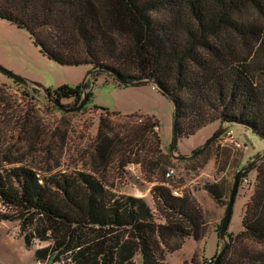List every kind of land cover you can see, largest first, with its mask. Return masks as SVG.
I'll use <instances>...</instances> for the list:
<instances>
[{"label": "trees", "instance_id": "trees-1", "mask_svg": "<svg viewBox=\"0 0 264 264\" xmlns=\"http://www.w3.org/2000/svg\"><path fill=\"white\" fill-rule=\"evenodd\" d=\"M245 8L264 16V0H0V19L26 30L49 60L91 67L84 87L47 88L55 100L77 104L88 90L84 108L93 97L91 85L103 74L120 86L148 80L173 101L178 139L215 122L242 124L264 135V87L258 82L264 65L229 57L218 40L227 29L264 47V28L242 20ZM157 125L148 118L137 138L154 133ZM101 132L98 153L104 162L113 140ZM129 146L115 150L125 164L133 162L125 155ZM15 158L0 157V202L11 209L0 212V222H18L28 249L34 239L47 242L35 249L37 262L137 264L139 256L141 264H169L167 255L181 249L185 239L200 241L207 235L199 203L190 194L173 195L163 183L151 189L157 218L144 198L109 192L103 175L46 178ZM255 168L257 188L246 204L243 229L228 232L229 247L220 264H264V250L254 251L247 243L264 245V162ZM203 188L223 203L221 185Z\"/></svg>", "mask_w": 264, "mask_h": 264}, {"label": "rangeland", "instance_id": "rangeland-1", "mask_svg": "<svg viewBox=\"0 0 264 264\" xmlns=\"http://www.w3.org/2000/svg\"><path fill=\"white\" fill-rule=\"evenodd\" d=\"M242 10L244 22L264 28L263 15L251 8ZM239 14L237 12V17ZM218 40L229 57L231 54L253 66L264 65V47L251 37L244 38L226 29L220 32ZM0 64L51 90L62 84H82L91 70L87 65L64 66L49 60L26 30L1 19ZM258 79L264 87V78ZM91 89L93 97L84 108L68 111L40 88L23 85L0 71V157L6 153L19 158L21 164L29 165L46 178L54 174L77 176L79 172L103 175L109 192L144 198L157 218L160 215L151 189L165 182V172L172 167L175 175L170 185L179 188L182 195L190 194L199 203L207 235L200 241L185 239L181 249L167 255V261L169 264H197V261L204 264L211 259L214 263L223 246L217 230L225 215L235 176L264 155V139L245 126L232 123L206 150L193 155L216 131L227 125L215 122L190 137L178 139L173 151L174 103L170 97L161 94L152 84L120 86L106 74L98 76ZM60 102L67 107L79 104H75L74 99L63 98ZM148 118L157 120L159 126H155L154 133L137 138L138 127ZM100 130L102 136L113 140L104 162L100 161L98 153L104 142L99 136ZM228 131L233 135L231 142L225 139ZM156 135L161 139L159 145ZM119 139H123L121 144ZM127 143L130 146L125 155L133 162L125 164L115 150L127 148ZM260 162H264V157L247 175L240 177L228 226V232L233 235L243 229L246 204L257 188L255 166ZM207 184L224 188L222 204L204 190ZM10 210L0 202L1 213ZM158 221L164 222L161 218ZM247 243L254 251L264 250V245L251 240ZM45 245L46 241L34 239L32 248L28 249L18 222H0V264H44L35 260L34 251ZM135 261L141 264L139 256Z\"/></svg>", "mask_w": 264, "mask_h": 264}, {"label": "water", "instance_id": "water-1", "mask_svg": "<svg viewBox=\"0 0 264 264\" xmlns=\"http://www.w3.org/2000/svg\"><path fill=\"white\" fill-rule=\"evenodd\" d=\"M0 71L2 73H4L5 75H7L8 77L14 79L15 81L23 84V85H33V86H36L38 88H40L50 99L54 100L59 106H61L64 110H70V111H74V110H77V109H80L83 107V105L86 103L87 99H88V90H85L84 92V95H83V98L81 99L80 103L75 105L74 107H67L65 105H62L61 102L59 100H55L52 96V94L48 91V89L43 86L41 83L39 82H36V81H33V80H29L25 77H22L18 74H16L15 72H13L12 70L4 67L3 65L0 64ZM92 75V73H89L84 81L82 82V87H84L85 85V82L86 80L89 78V76ZM127 84H146V83H149L148 80H139V81H126ZM176 113H175V120H176ZM227 125L221 127L218 131H216L212 137H210L206 142L205 144L200 147L199 149H197L193 155H196L198 153H200L201 151H203L208 145H210L215 139L219 138L227 129L228 127L230 126V122H227L226 123ZM238 125H241L243 126L242 124H238ZM253 131V130H252ZM255 134L259 135L260 137H262L264 139V135L261 134V133H258V132H255L253 131ZM177 143H178V138H177V135L175 133V130H174V136H173V142H172V150L174 151L176 148H177ZM264 157L261 156L259 157L256 161H253L252 163L246 165L245 167H243V169H241L240 171L237 172L236 176H235V181H234V185H233V188L231 190V193H230V198H229V202L227 204V208H226V211H225V215L222 219V222H221V226H220V230H219V239L223 242V248L219 251V253L217 254L216 258H215V261L213 264H220V260L222 259L225 251L228 249L229 247V240H228V226H229V222H230V219H231V214H232V209H233V205H234V202H235V197H236V194H237V191H238V187H239V181H240V177L241 175H243L247 170H249L251 167H253L259 160H261L262 158Z\"/></svg>", "mask_w": 264, "mask_h": 264}, {"label": "built area", "instance_id": "built-area-1", "mask_svg": "<svg viewBox=\"0 0 264 264\" xmlns=\"http://www.w3.org/2000/svg\"><path fill=\"white\" fill-rule=\"evenodd\" d=\"M227 136H226V141H233V135L231 134V131H228L227 133ZM239 145V144H237ZM175 175V169L170 167L167 169V171L165 172V182H163L164 185L168 186L171 188V191L173 193V195L175 196H182L181 194V191L179 190V188H175L173 187L172 185H170V180L174 177ZM211 263V259L210 260H207L204 264H209Z\"/></svg>", "mask_w": 264, "mask_h": 264}, {"label": "crops", "instance_id": "crops-1", "mask_svg": "<svg viewBox=\"0 0 264 264\" xmlns=\"http://www.w3.org/2000/svg\"><path fill=\"white\" fill-rule=\"evenodd\" d=\"M218 246H219V243H218ZM169 263V262H168Z\"/></svg>", "mask_w": 264, "mask_h": 264}]
</instances>
